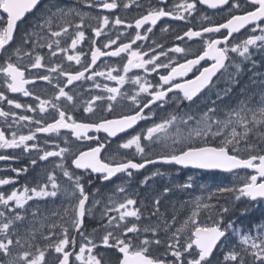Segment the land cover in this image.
Returning <instances> with one entry per match:
<instances>
[{
    "label": "snow or ice",
    "instance_id": "obj_1",
    "mask_svg": "<svg viewBox=\"0 0 264 264\" xmlns=\"http://www.w3.org/2000/svg\"><path fill=\"white\" fill-rule=\"evenodd\" d=\"M82 2L90 8H99L104 10H116L120 8L128 9L136 0H127L126 3L120 0H82ZM41 3V0H0V9L7 14L6 21L3 23L6 26L0 27V53H5V62L0 64V73L5 77V83L8 90L12 93H22L24 96L33 95L32 92L25 87L28 84L34 83L35 79L52 82L53 77L49 75H37L34 78H26L25 67L19 66L12 62V57L15 56L19 60L22 56L31 57L33 62L30 64L32 69H43L47 65L44 63V56L35 54L33 56V37L38 34V31L47 29L51 32L52 37L66 36L71 39L70 45L67 48L60 47L59 39L53 40L47 44L51 49L53 44L57 45V50L51 52V56L55 57L57 51L66 53L68 49H77L85 40V31L83 27L85 20H95L97 25L92 28L95 37H100L110 23L114 25H124L126 21L120 16H115L114 20L110 22L109 16H91L89 13L83 12L76 7H58L50 6L46 8L34 22L33 28L25 32L21 36L20 43L9 52L8 48L14 41V33L17 28V22L20 21L26 13L36 9ZM207 5L211 9L226 10L230 18L226 22L220 24H211L207 27H201L195 30L189 27L183 33V36H177L178 40L184 37L189 39L201 37L205 33H220L222 29L226 33L222 38L211 39L206 42V47L202 54L195 59L186 60L183 64L171 66V63L165 64L160 62V56L166 55L161 51L159 55L154 54L150 59H145L148 55L137 47L133 49V44L139 40L147 39V35H141L136 32L135 37L128 43H120L118 47L111 51L103 49L110 48L115 45L120 38L109 39L103 47H95L91 50L90 62L82 65V70L75 72L65 71L61 64L57 63L54 66L48 67L49 73H57L60 76L66 77V83L63 87L59 83L56 84L58 92L54 96L55 101H59L62 97L66 101H73V96L65 91L68 85L73 84L74 81H81L82 79H92L96 76H106L107 79L117 81V87H108L103 85L109 95L107 98L103 96H94L86 102L84 111L86 113L94 114L95 104L97 101L107 100V110L111 111L113 101H117L118 96H122L130 100L133 105L137 106L134 114L123 115L119 119H101L96 122H81L59 107L58 103H54L53 99H41L39 95L35 99L39 102V112L45 113L48 107L57 110L58 118H55L52 123L44 124L42 120H35L37 125L34 130H29L27 134H18L12 131L10 136L7 134L5 128H0V149L20 150L21 154L29 153L32 150H37L39 153V145L35 143L37 133H59L61 129L71 130L72 135L78 139H93L89 136L90 131L100 133L103 131L108 137H117L120 133H125L128 129H132L139 121L148 118L144 110L148 109L149 114L155 115L153 108L163 110V106L169 102V93L174 89L180 90L183 93V99L191 102L194 97L206 87L209 86L212 77L221 69L225 67V61L229 59V52L238 53L240 57L245 60L250 59L252 46H258L264 49V0H180L179 3L172 5L167 10L165 7H155L149 5L146 13L135 19L134 25L136 29L147 27L146 32H152V28L165 17H172L177 20L185 21L193 13L198 10V5ZM139 7V5H137ZM67 17L79 19V24L75 25V32L69 33V28L73 27L71 20ZM2 19V18H0ZM59 19L62 23L56 25L58 30L52 31L54 22ZM202 19L209 20V17L203 16ZM254 26L252 34L239 43L231 44L230 38L234 33H239L247 26ZM91 27V25H88ZM128 28H132L133 24L128 23ZM260 34H255L256 30ZM167 29H162L166 31ZM95 39L91 40V44H95ZM42 47L43 45H35ZM27 49V50H25ZM172 51L176 53H186V49L176 45ZM122 53H127L125 57L127 62L122 66L124 75H113L116 69H108L107 71H96L94 66L101 57L111 56L119 57ZM85 54L82 51L75 52V54L67 55L68 61H74L76 64H81V58ZM210 57L214 63L211 67L204 68L200 75L195 80L186 81L184 83H177L176 78L187 75L195 65H198L201 60ZM253 63H255L253 61ZM151 65V69H149ZM239 70V65H236ZM159 68H170L166 75H161L156 85H153L146 78L135 76L133 82L138 86L137 90L129 95L122 93L121 87L128 82L127 74L132 69H143L145 73L155 72ZM92 69L91 76L86 77L85 73ZM261 86H264V81H261ZM100 88V84L95 85ZM230 90H226L224 95H227ZM146 93L147 96L141 98V94ZM143 99V102L141 100ZM223 99V96L217 93V100ZM253 96L242 101L237 108L231 109L225 119H214L218 109L209 108L201 114L200 119L185 113L184 116L176 114H168L161 117L159 122H154L151 127H148L135 135L130 136L118 147L123 149H135V152L143 157V162H136L134 159H115L112 158L107 162L101 159V152L105 148L104 143H99L97 139V146L88 149L87 151H80L78 154H73L74 159L72 163L77 169L90 170L93 173L102 174L104 181H109L117 174L124 173L129 179L133 176V170L139 171L144 169L146 165L162 162L164 164L182 165L184 167L192 166L200 169H222L227 172L234 170H254L255 174L250 175L239 186H223L216 187L214 192H210L207 197H197L193 201L191 215L183 221L180 227L172 231V224L176 223L175 215L172 216L171 224L166 219H161V224L146 225L140 227L138 223H121L127 218L133 217L138 221L141 216L139 208L134 207L137 201L132 198H126L123 202L115 205V208L105 206V210L101 213V218L113 210L118 213V216H107V224H101L103 234L97 238L95 232L85 237V242L78 246V251H75L76 240L75 237H69V228L75 232L83 235V226L87 215H91V209L86 207L89 200L88 195L85 194L84 185L81 183L80 177H75L74 193H79V198L74 205H70L64 210V215L61 217L64 223L59 225L52 224L51 229L59 227L62 230V238L55 240L52 243L45 245L41 249L36 243V232L32 229L28 230V236H21L16 230V222L25 219L19 212L10 218L5 217L4 212H0V254L6 259L0 260V264H46L45 252L47 249H54L55 253L60 254L58 264H70V258L75 256V261L79 264H110L105 259L103 254L95 253V250L103 246L108 249H115L122 258H119L117 264H211L210 257L213 255L214 249L218 244L227 246L229 233L236 234L234 221L224 222V216L230 211V208L225 205L204 203V200H211L214 196L220 195L225 198L232 196L234 200H240L241 197L249 198L252 201L257 199H264V91L260 93V100L252 105ZM0 100H5L7 104L13 105L16 109L24 108L31 112H36L31 104L25 105L17 102L14 99H9L5 96L3 91H0ZM215 104V101H212ZM75 105H73L74 107ZM185 116L187 119H185ZM0 117H11L16 124L21 121L32 122L33 117L28 115L17 116L16 112L5 111L0 107ZM195 121L196 127L188 131L187 135H182L177 128L178 124L187 126L188 121ZM9 129L12 124H8ZM176 128L175 136L171 138V143H168V130ZM204 139L205 137H222L216 146L209 145L205 140L204 146H194L193 138ZM180 146L177 147V142ZM33 142V143H29ZM154 148L162 149L154 152ZM68 152L66 148H60L59 151H43L42 155L30 160L31 165L37 164V159L47 161L49 157H63ZM154 155V159L152 156ZM20 156L0 155V161L16 160ZM63 166V165H59ZM17 174L27 172L28 168L13 169ZM70 180L73 178L72 173L65 170L63 173ZM163 173L156 171L150 176L144 177L142 184H148L156 176H161ZM189 182L180 184V188H191L192 178L189 177ZM48 182L51 184L52 191H49V183L38 185L37 187H24L23 191L13 190L10 194L5 195L0 192V204L6 208L10 202H14L17 208H23L29 200L33 197L45 198L57 196L59 186L55 182V175L47 176ZM13 183L11 178L0 179V185H7ZM120 192L125 189L120 187ZM171 189L165 187L163 193L169 192ZM31 193V194H29ZM94 204L100 203L94 201ZM160 200H154L155 215L160 216L159 212ZM202 210L214 212L219 218L211 225L197 223ZM35 215V213H33ZM67 224V226H65ZM223 225V226H222ZM43 227V225H42ZM259 231L256 236L244 232L239 233V246H233L227 250L224 255V261L228 264H264V224L257 226ZM163 231L164 238H157V233ZM189 231L191 234L186 241L182 243V234ZM169 232L171 234L169 235ZM148 233H151L153 238L149 239ZM129 234H132L129 236ZM55 231H49L47 236L41 232V239L50 240L55 236ZM143 236V239H141ZM259 240V242H257ZM155 246L157 248L163 247L165 251L159 255L151 254L150 249ZM193 246L198 249V252L193 254ZM71 247L73 251H68ZM35 248V252L33 249ZM15 249V250H14ZM185 253L189 257L185 256ZM172 259H167L168 256Z\"/></svg>",
    "mask_w": 264,
    "mask_h": 264
},
{
    "label": "flooded vegetation",
    "instance_id": "obj_2",
    "mask_svg": "<svg viewBox=\"0 0 264 264\" xmlns=\"http://www.w3.org/2000/svg\"><path fill=\"white\" fill-rule=\"evenodd\" d=\"M46 0L42 2L37 9L27 16L25 21L20 23L16 29L14 41L9 46V52L20 43L21 36L30 31L33 28L34 22L38 19L40 14L50 6L58 7H76L81 9L83 12L89 13L91 16H109L110 22L114 20L115 16H120L121 19H124L126 23L124 25H114L110 23L109 27L104 30V33L100 37H95L92 28L98 26L95 20H85V25L83 30L85 31V40L77 46V49H68L66 53H61L57 51L55 57L51 56L52 51L57 50V45L53 44V47L49 49L47 47L48 43H51L55 39H59L60 47L67 48L71 43V39L66 36L61 37H52L51 32L47 29L43 31H38V34L33 37V56L35 54L43 55L45 60L44 63L47 65L43 69H32L30 64L33 62L31 57L24 56L22 54L21 58L17 60L15 56L12 57V62L17 63L19 66L25 67V76L26 78H34L37 75H51L53 77L52 82L43 81L35 79L34 83L28 84L25 87L28 88L30 92L33 93L31 96H24L22 93H12L7 89L5 83V77L3 73H0V91L5 93L9 99H14L21 104H31L34 108H37L36 112H31L24 108L16 109L13 105L7 104L5 100H0V107L8 112H16L17 116L28 115L33 117L32 122L21 121L19 124H16L14 120L9 118L0 117V128H5L7 134L10 136L12 131H16L18 134H27L29 130H34L37 125L34 123L35 120H42L44 124L52 123L55 118H58V112L51 107H48V111L45 113L39 112L38 105L39 102L35 99L37 95L41 99H53L58 89L56 84L59 83L61 87L66 83L67 78L60 76L57 73H49L48 67L54 66L59 63L62 65L65 71H78L82 70V65L90 62L91 60V50L95 47H103L109 39H116L117 36L120 38L117 40L115 45H112L110 48L103 49L105 51H111L114 48L118 47L120 43H128L131 39L135 37L136 32H140L141 35H147V39L136 41L133 44V49L139 47L143 52H147L148 55L145 59H150L154 54L159 55L161 51L165 52L166 55L160 56V62L169 64L171 66H176L177 64H183L186 60L195 59L198 55L202 54L203 50L206 47V42L211 39L222 38L226 33V30H221L220 33H205L201 37H195L189 39L184 37L182 40H178L177 36H183V33L188 30L189 27L199 30L201 27H207L211 24H220L226 22L227 18H230L226 10H210L206 7H203L201 4L198 5V10L196 13H193L192 16H189L185 21L177 20L172 17L162 18L157 25L152 28V32H146L147 27L150 25H145L143 28L136 29L134 25L135 19H138L141 15L146 13L149 5L155 7H165L167 10L171 8L172 5L177 4L180 0H168L163 3L160 0H136V3L133 4L130 8L116 9V10H104L99 8H90L85 5L82 0ZM122 3H126L127 0H120ZM139 5V7L137 6ZM0 15V27L6 26L3 21H6L7 16L1 12ZM203 16L209 17V20L202 19ZM71 20L73 27L69 28V33L75 32V25L79 24V19L73 17H67ZM62 23L61 20L57 19L54 22L52 31L58 30L56 25ZM133 24L132 28H128L127 24ZM88 25H91L89 27ZM254 26L246 29L245 31L235 34L230 38L231 43L228 45L231 47V44L248 34L252 33V28ZM162 29H167L162 31ZM95 39V44H91V40ZM43 45L42 47H36L35 45ZM176 45H179L182 48L186 49V53H176L172 51ZM27 50V49H25ZM82 51L85 55L81 58V64H76L74 61H68L67 55L75 54V52ZM5 53H0V64L5 62ZM229 59L225 61V67L221 68L216 76L212 79L210 85L203 90L193 101L189 102L183 99V93L180 90L174 89L173 92L169 93V102L163 106V110L158 108H153L152 111L155 115L149 114V110L145 109L144 113L148 116L146 120L139 121L132 129H128L125 133L118 134L117 137H108L106 133L101 131L96 133L90 131L89 136L93 139H78L72 135L71 130L61 129L59 133H37L36 141L39 145V153L37 150H32L29 153L21 154L20 150H3L0 149V155L8 156H20V159L0 161V179L11 178L13 183L7 185H0V192H3L5 195L10 194L13 190L23 191L24 187L28 188L37 187L38 185L49 183L47 180L48 175H55V182L59 186L57 191V196L55 197H45L38 198L33 197L32 200H29L23 208H17L14 202H10L9 206L6 208L4 205L0 204V212L5 213L6 218H10L15 215L16 212H19L22 216L25 217L23 221L26 222L28 230L32 229L36 232V241L35 243L41 248L44 249L45 245L52 243L55 240L59 239L62 230L57 227L51 229L52 224H61L64 223V220L61 217L64 215V210L67 209L70 205H74L78 198L79 193H74L75 189V177L81 178V183L84 185L85 194L88 195L89 200L86 204V207L91 209V215H87L85 218L83 226V235L75 232L72 228L69 229V237H75L76 245L75 251H78V246L82 244V238L88 237L95 230L96 226V217L101 216L102 209L105 210V207H102V204L109 207V201L118 199L119 203L123 202L126 198H132L137 201V204L134 206L141 209L140 202L142 201L143 194L134 195L132 190L136 188L146 189L155 185L157 177H154L153 180H150L148 184H142L141 181L146 176H150L153 172H168L170 170H179L183 172H193L191 170L179 169L177 166L172 164H149L146 165L144 169L139 171L133 170V176L131 179L127 177L126 174L120 173L117 176L111 178L109 181H104L102 179V174L93 173L90 170L77 169L72 163L74 159L73 154H78L80 151H87L90 148L97 146V139L99 138V143H104L105 148L101 152V159L106 162L112 158L117 160L122 158L134 159L136 162H143V157L135 152V149H123L118 146L128 139L130 136L135 135L137 132L151 127L154 122H159L161 117H165L168 114H176L178 116H184L185 113L200 119L201 114L207 111L211 106H214L218 103L216 100L217 93L222 94L226 86V76L227 72L233 67L232 63L234 59H237L238 53L229 52ZM127 53H122L119 57L105 56L101 57L97 64L94 66L96 71H107L108 69H116L113 72V75H124L122 72V66L127 62L126 57ZM214 61L207 57L204 60H201L198 65H195L187 75L182 77H177V83H184L186 81L195 80L197 76L200 75V72L204 68L211 67ZM151 69V65L148 66ZM170 71V68H159L155 72L151 70L147 73L143 69H132L128 74V82L121 87L122 93H128L129 95L133 94L138 86L133 82L135 76H141L146 78L153 85H156L159 81L161 75H166ZM92 69L89 72L85 73L86 77L91 76ZM100 84V88H96L95 85ZM107 85L108 87H117L118 82L107 79L106 76H96L92 79H82L81 81H74L73 84L68 85L65 88V91L69 92L73 96V101H66L65 98H61L58 103L59 107L64 109L69 116L74 117L77 121L81 122H96L101 119H119L123 115H131L137 110V106L133 103L122 97L118 96L117 101H113V107L111 111L107 110V100L97 101L95 104L94 114L86 113L84 107L86 102L94 96H103L107 98L109 93L103 87ZM146 93L141 94V98L146 97ZM212 101L216 103L213 104ZM143 102V99L141 100ZM73 105H75L73 107ZM218 119H221V116H217ZM185 119L187 117L185 116ZM193 121H188L187 126L178 124L177 128L179 129L182 135H187V131H190L194 125ZM8 124H12V128H8ZM176 128L168 130V143H171V138L175 136ZM33 143V142H29ZM177 147H179L177 145ZM60 148L68 149V152L65 153L63 157H49L47 161H42L37 159L36 165H31L30 160L37 158L38 154L42 155L43 151H59ZM162 149L154 148V152L161 151ZM154 159V155L152 156ZM59 165H63L62 167ZM27 167V172H21L17 174L13 171L16 168ZM67 170L72 173V179L70 180L63 173ZM201 173V172H200ZM207 174V173H202ZM220 175V174H219ZM153 183V184H152ZM123 187L124 192H120L118 189ZM49 191H52L51 184L49 183ZM31 194V193H29ZM94 201H99L100 203L94 204ZM35 213V215H33ZM111 213V212H110ZM109 216V213L107 214ZM106 216V217H107ZM4 219V218H0ZM43 225V227H42ZM66 226V224H65ZM21 235L23 231L20 229L17 230ZM49 231H55L56 235L53 236L50 240L41 239V232L44 236H47ZM25 233V232H24ZM62 238V237H61ZM68 251H73L71 247L66 249ZM193 250L198 252L197 249L193 246ZM35 252V248L33 249ZM113 258L109 260L110 264H117L119 258H122L118 252L113 249ZM55 253L54 249H47L45 252V262L46 264H57L59 261L60 255L53 254ZM70 264H79L78 261H75V256L71 257Z\"/></svg>",
    "mask_w": 264,
    "mask_h": 264
},
{
    "label": "rangeland",
    "instance_id": "obj_3",
    "mask_svg": "<svg viewBox=\"0 0 264 264\" xmlns=\"http://www.w3.org/2000/svg\"><path fill=\"white\" fill-rule=\"evenodd\" d=\"M71 2H73V0ZM0 17H1V15H0ZM255 34H257V35L260 34L258 29L255 31ZM249 35L250 34L239 38L235 42V44L246 39ZM250 51L252 52V55H251V58L247 59V60H245L243 57H240L238 54V56H237L238 58L236 59V61L232 62V63H234L233 67L227 72L226 82H227V78H228V81L230 83L235 81L238 74H240L244 70V67H245L244 65L251 63L253 61L255 62L254 57L256 56V54H258L260 51L264 52V49H261L258 46H252L250 48ZM236 65H239V70L237 69ZM236 71H238V73ZM261 91H264V88L260 89L259 91H254L252 93V95H251V96H253V99L251 101L252 105H255L260 100ZM234 108H237V107H233L231 109H234ZM231 109H228L227 111L224 110V118L223 119L226 118L227 113ZM217 116L218 115H216L214 117V119L218 118ZM196 126L197 125L194 122L192 129L195 128ZM187 133H188V131H187ZM221 138L222 137H205L204 139H199V138L194 137L192 143L194 144V146H198V145L204 146V143L206 140L209 145L216 146L219 143V140ZM177 145L180 146L179 140L177 142ZM161 173H163V175L156 176L157 182L155 184V187H153V190H151L152 188L150 189L151 192L154 191L155 195H154V193H148L150 190H146V193H145V199H149V200H147V203L151 202L152 206H150V208L152 210L149 209L147 206H145V208L140 210L141 216H140L138 221L136 220V218L129 217V218H127L126 221H123L121 223H128L129 226L131 225V223H138V225L140 227H144L146 225L161 224V219L163 218V219H166L171 224L172 216L175 215L176 223L172 224V229H171L172 231H174L175 228L180 227V225L183 223V221L186 220L191 215V210L193 207V201L197 197H207L210 194V192L215 191L216 187L239 186L250 175H252L250 171L249 172L248 171H241V172H238L237 174H233L232 176L226 175V176H219V177L205 176L199 172H183L182 173V172H179L177 170H170L168 172H161ZM189 177L192 178V181H191L192 187L191 188L184 189V188L178 187L180 184L188 183ZM165 187H169L171 190L167 193H163V189ZM165 197H166V201L168 204L165 203L163 206L162 203L164 202ZM156 198H159V200H160V205H159L160 216H157L154 214L155 213L154 200ZM224 199H225V202H223ZM118 203H119L118 199L111 200V201H109V207H112L114 209L115 205H117ZM204 203L225 205V206H228L230 208V210L236 206L239 207L240 205L241 206L246 205V202L244 201L243 197H241V199L237 201V200H234V198L232 196H228L227 198H225V197L220 196V195L214 196L210 201L205 199ZM142 205H144V204H142ZM262 205L264 206V202L262 203ZM102 207L104 208L105 204H102ZM101 211L103 212V209ZM109 216H118V213L115 210H113V211H111V213L109 212ZM218 218L219 217L214 212L202 210L199 217L197 218V223L211 225ZM94 220H96V223H97L95 226V230H97L95 232V237L97 238V242H98V237L103 234L102 229H101V224L102 223L107 224V217L104 216L103 218H101V216H98ZM228 221H234L235 222L234 226L237 229V233L236 234H233L231 232L229 233V239L227 241V246H228V243H230L231 240H233V239L237 242L236 245H233V246H239V233L242 230H244V226L239 224L237 217L232 215V214H230V215L225 214V216H224L225 224ZM262 224H264V222ZM66 226H67V224H66ZM15 228H16V230L20 229L21 231H23V234H28V226H26L25 221L16 222ZM161 228H163L162 224H161ZM255 229H258V227L256 226ZM170 234H171V232H169V235ZM190 234L191 233L189 231H185L182 234V238H181L182 243L188 239ZM246 234H248V233H246ZM251 234L253 236H256L257 232H253ZM131 235L132 234H129V236H131ZM146 235H148L149 239L153 238L151 233H148ZM156 235H157V238H160V239L164 238V233L162 230L160 232H158ZM21 236H24V235H21ZM61 237H62V234H60L59 238H61ZM84 238L85 237L83 236L82 243L85 242ZM141 239H143V236H141ZM257 242H259V240ZM227 246L225 247V245H223V244L221 245V247L219 248V250L217 251L215 256H213L214 258L212 259L211 264H219L220 262L226 264L227 261H224L223 257L227 253V250H228ZM233 246H230V247H233ZM150 251H152L156 255H159V254L163 253L165 251V249L163 247L157 248V247L153 246L150 249ZM95 253L103 254L105 259H107V260H109L110 258L113 257L112 249H108V248H105L103 246L96 249L94 254ZM53 254L57 255V253H53ZM193 254H194V252H193ZM185 256L187 257L188 254L185 253ZM188 258L190 259L192 257H188ZM4 259H6V258L2 254H0V260H4ZM167 259L171 260L172 257L169 255L167 257Z\"/></svg>",
    "mask_w": 264,
    "mask_h": 264
},
{
    "label": "trees",
    "instance_id": "obj_4",
    "mask_svg": "<svg viewBox=\"0 0 264 264\" xmlns=\"http://www.w3.org/2000/svg\"><path fill=\"white\" fill-rule=\"evenodd\" d=\"M264 52L260 51L259 56L255 58V63L251 62L245 65L244 70L238 74L235 81H233L227 90H230L226 95V101H230L232 105H229V108L234 106H239V104L246 100L249 96L252 95L254 91H259L261 81H264ZM256 62H258L256 64ZM227 108V109H229ZM246 217L247 223H258L264 218L262 216L254 215L251 213ZM258 217V218H257ZM238 218V217H237ZM239 219V218H238ZM156 255L155 253H151Z\"/></svg>",
    "mask_w": 264,
    "mask_h": 264
},
{
    "label": "water",
    "instance_id": "obj_5",
    "mask_svg": "<svg viewBox=\"0 0 264 264\" xmlns=\"http://www.w3.org/2000/svg\"><path fill=\"white\" fill-rule=\"evenodd\" d=\"M42 1H44V0H41V2H42ZM160 1L163 2V3L167 2V0H160ZM202 5H203V4H202ZM203 6L209 8L207 5H203ZM210 9H211V8H210ZM34 10H35V9H33L31 12H33ZM2 11H3V10H2ZM31 12H29V13H31ZM29 13H26L25 16H24L20 21L17 22V25H18L21 21H23ZM5 14H6V13H5ZM6 15H7V14H6ZM250 26H251V25H250ZM248 27H249V26H247L246 28H248ZM246 28H245V29H246ZM245 29H242L241 31H243V30H245ZM241 31H240V32H241ZM240 32H239V33H240ZM14 34H15V33H14ZM234 34H236V33H234ZM234 34H233V35H234ZM216 74H217V73H216ZM216 74H215V75H216ZM215 75H214V76H215ZM214 76H213V77H214ZM213 77H212V79H213ZM206 87H207V86H206ZM206 87H205V88H206ZM205 88H204V89H205ZM204 89H203V90H204ZM157 163H158V162H157ZM159 163H162V162H159ZM177 166H179V167H181V168H185V169H196V170H207V171H224V170H222V169H200V168H195V167H192V166H188V167H184V166H182V165H177ZM250 170H252V169H250ZM234 171H237V170H234ZM252 171H254V170H252ZM224 172H227V171H224ZM218 245H219V244H218ZM215 250H216V249H214V251H215ZM214 251H213V252H214ZM70 259H71V258H70Z\"/></svg>",
    "mask_w": 264,
    "mask_h": 264
}]
</instances>
